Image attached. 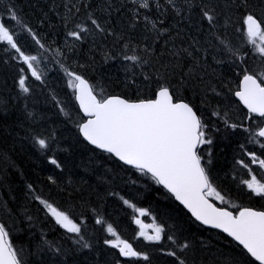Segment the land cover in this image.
Here are the masks:
<instances>
[{
  "label": "snow or ice",
  "instance_id": "1",
  "mask_svg": "<svg viewBox=\"0 0 264 264\" xmlns=\"http://www.w3.org/2000/svg\"><path fill=\"white\" fill-rule=\"evenodd\" d=\"M0 145V264H264V0H0Z\"/></svg>",
  "mask_w": 264,
  "mask_h": 264
},
{
  "label": "trees",
  "instance_id": "2",
  "mask_svg": "<svg viewBox=\"0 0 264 264\" xmlns=\"http://www.w3.org/2000/svg\"><path fill=\"white\" fill-rule=\"evenodd\" d=\"M28 0H25L27 3ZM26 11H28L26 9ZM33 19V23H34ZM43 109V105L40 106ZM51 114V113H49ZM55 119V118H54ZM3 145H0V148H3ZM12 159L15 160L17 168L22 170L23 176H21L20 172L17 171L16 168L8 169L7 176H5L4 172V165L0 164V181H7V186L0 185V200L8 199L9 196H15L16 200L11 202L13 207H19L20 205L26 203L24 192H25V183L31 182L37 178L39 175L41 178L51 173L52 167L44 160L43 157L39 156L38 154L34 153L31 149L27 146L23 150H20L17 147V151L12 154ZM78 163V161H77ZM79 175L87 177V173L83 171V169L77 170ZM241 170L240 175L244 176L246 172L242 173ZM254 171V170H253ZM256 172V171H254ZM94 180V178H93ZM149 200L152 199L151 194L148 197ZM254 204L259 206L257 201H254ZM32 210L35 212V205H32ZM145 222L150 223V218H145ZM135 226H132L134 228ZM132 228L125 234L130 240L132 238L133 232Z\"/></svg>",
  "mask_w": 264,
  "mask_h": 264
},
{
  "label": "rangeland",
  "instance_id": "3",
  "mask_svg": "<svg viewBox=\"0 0 264 264\" xmlns=\"http://www.w3.org/2000/svg\"><path fill=\"white\" fill-rule=\"evenodd\" d=\"M253 170L256 171V172H257L262 178H264V173H262V172L258 169V167H254ZM253 203H254V201H253ZM146 223H148V222H146Z\"/></svg>",
  "mask_w": 264,
  "mask_h": 264
},
{
  "label": "water",
  "instance_id": "4",
  "mask_svg": "<svg viewBox=\"0 0 264 264\" xmlns=\"http://www.w3.org/2000/svg\"><path fill=\"white\" fill-rule=\"evenodd\" d=\"M178 203V202H177ZM186 211V210H185ZM224 235H226V234H224Z\"/></svg>",
  "mask_w": 264,
  "mask_h": 264
}]
</instances>
